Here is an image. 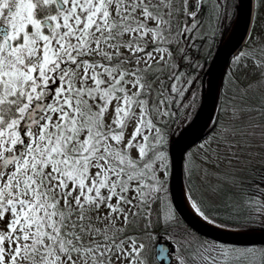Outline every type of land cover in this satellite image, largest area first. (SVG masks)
Wrapping results in <instances>:
<instances>
[{"label":"snow or ice","instance_id":"1","mask_svg":"<svg viewBox=\"0 0 264 264\" xmlns=\"http://www.w3.org/2000/svg\"><path fill=\"white\" fill-rule=\"evenodd\" d=\"M157 261L264 264V0H0V264Z\"/></svg>","mask_w":264,"mask_h":264},{"label":"water","instance_id":"2","mask_svg":"<svg viewBox=\"0 0 264 264\" xmlns=\"http://www.w3.org/2000/svg\"><path fill=\"white\" fill-rule=\"evenodd\" d=\"M245 3H247V0H245ZM243 26V18H241L239 21H237V32L240 33V30L242 29ZM229 35V34H228ZM232 43H234V41H232ZM227 44L221 48V53H220V57L223 58L226 54V50H227ZM202 118H203V113L201 114L200 117L197 118L196 124H194L191 128H189V130L185 133V135L190 138V139H195L196 136L198 135L197 132V127L199 125L202 124ZM173 191L174 194L176 196V200L175 202L179 205V210L181 211L182 215L191 222V213L187 211V209L185 208L183 201L180 198V190H179V179L177 178L174 183H173ZM212 235L214 236H219L221 239L224 240H231V239H235V237H231V236H227V235H222L220 233H212ZM161 243H165L161 241ZM159 263V262H158Z\"/></svg>","mask_w":264,"mask_h":264},{"label":"trees","instance_id":"3","mask_svg":"<svg viewBox=\"0 0 264 264\" xmlns=\"http://www.w3.org/2000/svg\"><path fill=\"white\" fill-rule=\"evenodd\" d=\"M226 36L228 35V33L225 34ZM163 241V240H162ZM153 255L155 254L154 248H153ZM156 264H159L158 262H156Z\"/></svg>","mask_w":264,"mask_h":264}]
</instances>
